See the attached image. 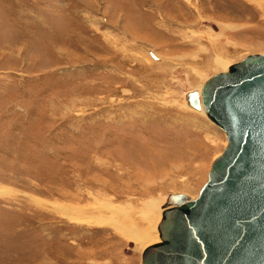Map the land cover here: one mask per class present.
Wrapping results in <instances>:
<instances>
[{
  "label": "rangeland",
  "instance_id": "obj_1",
  "mask_svg": "<svg viewBox=\"0 0 264 264\" xmlns=\"http://www.w3.org/2000/svg\"><path fill=\"white\" fill-rule=\"evenodd\" d=\"M255 52L264 0H0V264H141L226 145L185 94Z\"/></svg>",
  "mask_w": 264,
  "mask_h": 264
},
{
  "label": "water",
  "instance_id": "obj_2",
  "mask_svg": "<svg viewBox=\"0 0 264 264\" xmlns=\"http://www.w3.org/2000/svg\"><path fill=\"white\" fill-rule=\"evenodd\" d=\"M225 134L195 197L170 192L160 241L141 264H264V53H249L185 94Z\"/></svg>",
  "mask_w": 264,
  "mask_h": 264
},
{
  "label": "bare ground",
  "instance_id": "obj_3",
  "mask_svg": "<svg viewBox=\"0 0 264 264\" xmlns=\"http://www.w3.org/2000/svg\"><path fill=\"white\" fill-rule=\"evenodd\" d=\"M188 104V103H187ZM189 106V105H188ZM191 108V107H190ZM192 109V108H191ZM194 110V109H193ZM195 111V110H194ZM196 112H199V113H202V114H205L204 112H203V110H200V111H198V110H196ZM206 116V115H205ZM209 120V119H208ZM210 121V120H209ZM211 122V121H210ZM214 124V123H213ZM215 125V124H214ZM144 209V208H143ZM163 211V209H162V206H161V212ZM146 215V214H145ZM157 230H158V228H157ZM158 233H159V231H158ZM130 239L132 240V241H134L135 243H137V242H139V241H141L142 240V237L139 235V234H133L131 237H130ZM159 239H160V236H159ZM161 240V239H160ZM159 240V241H160Z\"/></svg>",
  "mask_w": 264,
  "mask_h": 264
}]
</instances>
